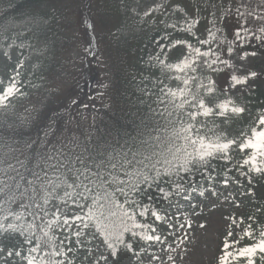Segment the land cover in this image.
Here are the masks:
<instances>
[{"label": "trees", "instance_id": "trees-1", "mask_svg": "<svg viewBox=\"0 0 264 264\" xmlns=\"http://www.w3.org/2000/svg\"><path fill=\"white\" fill-rule=\"evenodd\" d=\"M241 11L238 0H164L159 11H153L147 16L142 13L130 17L121 0H0V44L4 42L9 25L25 23L24 29L15 36L18 47L53 38L59 45L70 47L76 58L69 65L70 77L67 82L57 88H54L57 85L53 86L49 92L44 87L43 91L47 95L41 96L39 101L33 100L25 114L19 111L18 106L26 102L28 96L38 95L35 89L39 85L30 74L37 77V73L41 72L40 64L34 69L33 63L29 66L16 59L9 67L11 76L15 74L14 69L19 71L18 80L24 95L17 94L7 108H0V168L12 165L8 175L17 180L20 176L25 178L20 181V191L29 187L26 183L28 180H33L37 188V177L41 180L45 174L40 162L48 149L51 150L49 142L57 146L54 150L63 153V163L69 170L73 166L81 167V160L87 165L90 157L95 156L105 142L117 147V141L130 145L148 137L150 133L156 135L155 129L158 127H173L174 124H169L168 119L150 110L163 107L155 103L159 87H177L168 79L171 73L161 75L159 69L148 67L149 55L155 56L158 52L154 38L168 31L175 36L173 38L190 40L195 44L196 41L187 32L166 29L165 25L174 23L178 29L187 28L193 20H198L193 32L199 39H207L208 29H211L216 38L211 46L220 50V44L223 49L222 58L226 59L229 42L235 41L234 30L243 25ZM67 12H71L69 19H66ZM244 28L248 32L241 34L249 41L247 48L251 44L264 45V28ZM257 36L261 39L257 40ZM177 59L175 48L168 54V62H176ZM21 62L23 66L17 69L16 66ZM49 65L47 62L46 66ZM156 77H160L163 83L154 85L152 81ZM217 88L220 90L222 87L217 85ZM145 91L149 94L146 95ZM234 99L240 101L239 106L244 107L245 111L238 116L230 115L227 120L217 118V127L213 131L218 134L226 131L225 136L236 138L239 144L243 139L241 133L250 132L259 117L264 115V96L258 86H252L243 95L234 96ZM67 140L71 143L65 146ZM238 144L230 152L232 159L229 163L226 164L222 159L211 162L210 170L215 180L210 186H220L226 168H233L228 174L230 179L239 175L235 169L242 163L247 152L241 153ZM242 171L247 172V167ZM181 175L186 176L184 173ZM198 176L209 186L207 178H202L197 172L195 177ZM251 176L252 183H248V186L254 197L244 206H233L230 213L241 242L239 246H234L235 249L257 244L264 239L261 236L264 232V174L252 173ZM172 179L177 177L173 176ZM162 185L169 189L168 184ZM226 188L230 197H234L237 191L234 184L229 181ZM243 188L239 187L241 191ZM129 196L131 199L137 198L132 193ZM120 199L123 201V197ZM23 202L26 200H18L11 205V209L21 211L19 204ZM149 218L150 214L146 221L150 223ZM137 219L142 220L139 216ZM31 220V216H25L22 222L26 225ZM245 230L252 232V238L244 235ZM53 233L58 237L63 235L56 231ZM36 235H41L39 229ZM72 239L73 243L69 246L75 248V237ZM81 239L85 247L69 253L74 264H88L95 260L105 264L100 259L101 252L94 257L92 252L89 254L87 251L88 248L98 247L100 240L88 243L86 237ZM24 241L25 237L19 233L0 235V243L6 247V253L0 252V256L5 257L0 264H26L21 257L7 256L9 249L13 252L20 250L24 256L27 249L36 243L35 238L31 244ZM56 243L59 244V239ZM141 246H145L144 242H141ZM103 250L104 255L108 254L106 248ZM127 254L129 258L138 260V257ZM251 259L253 264H264V253L257 250ZM231 264H248V258L239 257L232 260Z\"/></svg>", "mask_w": 264, "mask_h": 264}, {"label": "snow or ice", "instance_id": "snow-or-ice-1", "mask_svg": "<svg viewBox=\"0 0 264 264\" xmlns=\"http://www.w3.org/2000/svg\"><path fill=\"white\" fill-rule=\"evenodd\" d=\"M160 8L161 5H157L144 15H150ZM198 23V20H193L187 28L179 29L174 23L166 24V29L187 32L196 43L173 38L172 32L165 31L154 38L158 52L155 56L150 54L148 57L149 68L159 69L161 75L171 73L168 79L178 82L176 88L167 85L159 87L155 94V103L163 107L150 109L168 119L169 124H174L173 127H158L155 129L156 135L150 133L148 137L130 145L117 141V147L105 142L96 155L90 157L87 165L81 160V167L73 166L69 169L73 177L71 182L64 173H54L50 176L45 174L46 179L40 185L43 192L40 201L36 199L37 191L33 180L26 181L29 187L20 191V181L25 178L20 176L17 180L16 177L9 176L12 165L0 168V213H3L0 215V235L19 233L25 237L24 242L27 244H31L33 238L36 240L35 246L28 248L26 255L22 256L20 250L13 252L9 249L8 257H21L26 264H74L69 253L84 248L81 237H86L88 243L99 239V246L108 250L107 256L103 252L100 255L105 264H121L119 257L125 252L138 257L140 252L144 251L141 242L164 243L162 236L156 234V224L168 217L166 213L161 214V210L153 202L151 191L158 192L163 201H168L173 196L191 201L193 194H205V189L198 188L195 182L197 172L202 178H207L209 185L214 183L215 176L210 170L211 162L222 159L226 164L229 163L232 159L230 152L238 144L236 138H227L223 133L214 132L213 129L217 127L215 121L217 118L227 120L230 115L238 116L245 111L228 93L238 85L247 84L257 73L249 72L238 76L234 71L229 76L228 83L220 90L211 75L202 73H219L225 68L232 69L236 58L244 61L248 56H255L256 52H236V47L244 49L249 44L241 34L247 33L248 29L241 25L234 30L235 41L229 42L227 47L229 59H223L220 44V50L211 46L216 39L211 29H208L207 39H199L193 32ZM256 39L261 38L257 36ZM236 41L239 42L238 45ZM178 46H183L187 51L176 62H168V54ZM7 47L11 48L12 44ZM4 55L11 59L7 50ZM22 66L21 62L17 69ZM14 73L7 81L0 79V108H7L17 94L24 95L18 80L20 73L15 69ZM145 80H148V77H145ZM152 83L160 85L163 81L156 77ZM145 94L149 93L145 91ZM241 136L243 139L239 142L238 149L241 153L247 152V155L235 171L239 176L247 177L248 183L251 184L252 173L264 174V115L259 117L250 132L241 133ZM245 167L247 172L242 171ZM232 171L233 168H226L224 179L220 181L225 188L230 180L228 174ZM173 176L177 179H172ZM162 184H168L170 190L162 187ZM58 189H63V195L56 194ZM208 191L217 195L214 187H209ZM251 191L250 188L249 193ZM129 193L137 198L131 199ZM142 194L147 196L148 204L141 202ZM18 200L26 202L19 204L21 211H13L11 205ZM52 200L58 203L55 205L56 210L49 212L48 206ZM149 213L154 217L153 223L146 222ZM25 216L32 217L26 225L22 222ZM137 216L142 220H138ZM18 221L21 223H17ZM167 226L169 229L173 227L171 223ZM188 226L191 227V224ZM179 227L183 228L184 225ZM37 229L41 235H36ZM54 229L63 235L58 237L53 233ZM231 235L229 232L228 236ZM244 235L252 238V232L249 230H245ZM261 236L264 237V232ZM73 237L75 248L69 246L73 243ZM57 239L59 244L56 243ZM237 243L238 241L230 242L225 238L220 264H231L232 260L239 257H247L248 264H253L251 258L257 250L264 253V239L240 249H235ZM137 248H140V251H137ZM3 251V247H0V252ZM87 251L91 254L93 249L88 248ZM152 259L156 260L158 257L152 254ZM169 259L172 257L169 256Z\"/></svg>", "mask_w": 264, "mask_h": 264}, {"label": "rangeland", "instance_id": "rangeland-1", "mask_svg": "<svg viewBox=\"0 0 264 264\" xmlns=\"http://www.w3.org/2000/svg\"><path fill=\"white\" fill-rule=\"evenodd\" d=\"M133 1L137 3L138 7L131 6L128 13L136 16L138 13L135 11H146L149 8H156L162 0ZM239 2L244 11L245 20L250 26H264V0H239ZM70 17L71 12H67L66 19ZM24 24L17 23L12 25L6 35L13 40L15 34L24 28ZM9 44H12L11 48L7 47ZM6 50L9 52L11 59L4 55ZM251 51H255L256 55L248 56L244 61L236 58L234 68L230 70L232 72L235 71L236 75L256 72L257 76L252 80L258 78L257 80H259L264 91V48H254ZM184 52L186 51L181 52V56ZM236 52L239 53L241 51L236 49ZM20 54H23L24 57H21L22 61L28 63L29 66L33 63L34 69L37 68V64H40L41 72L37 73V77L34 74H30L37 80L39 85L36 92L39 91L40 94L32 96L34 101H39L40 97L45 94L43 92L44 87H47L49 92L53 86H61L68 80V65L75 58L70 47L59 45L53 38L36 42L26 48V53L24 51L21 52L8 39L6 44L0 47V79L8 80L10 74L7 67H10ZM47 62L51 64L49 67L46 66ZM34 71L37 72L38 69ZM245 87L246 84L238 85L234 90L235 92H240ZM46 163L47 175L64 173L61 172L60 168L56 167L59 165L58 156L50 154L46 158ZM49 166L52 167L53 171ZM37 192V198L40 199L43 195L40 187ZM56 194L63 195V189H58ZM152 196L154 198L153 202L161 210V214L166 213L168 218L156 224L157 228L160 227V235L164 239V243H159L160 245L154 248L153 251L149 248L150 252L146 251V254H143V259L148 260L151 264H215L219 254V242L222 236L226 234V230H229V218L226 214L228 204L222 200L221 195H212L211 191L206 189L203 196L193 194L191 201H185L176 196L171 197L168 201H163L160 195ZM57 203L58 201L52 200L48 208H54ZM61 207L63 206L61 205ZM169 223L173 225L171 229L167 226ZM189 223L191 227L188 226ZM181 224L184 225L183 228L179 227ZM170 232H173L174 235H169L168 233ZM152 254H155L158 259L153 260ZM169 256L172 259H169ZM126 261L129 262L128 257L123 258L120 262L125 264ZM133 264L140 263L135 261Z\"/></svg>", "mask_w": 264, "mask_h": 264}]
</instances>
